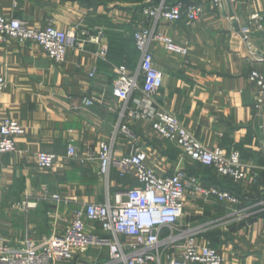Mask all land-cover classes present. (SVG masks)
I'll return each mask as SVG.
<instances>
[{"label":"crops","instance_id":"1","mask_svg":"<svg viewBox=\"0 0 264 264\" xmlns=\"http://www.w3.org/2000/svg\"><path fill=\"white\" fill-rule=\"evenodd\" d=\"M204 15L194 23H163L160 31L189 48L181 57L162 47L154 49L155 67L163 74L157 108L174 114L181 124L207 148L238 151L247 166V180L235 184L207 167L181 162L180 150L158 136L145 120L131 121V136L119 132L118 157L132 150L148 153L147 166L158 175H171L184 168L207 187L228 191L241 200L231 205L217 199L193 197L188 190L184 226L201 227L205 239L226 258V264H264V109H255L256 87L252 71L264 72V29L243 33L252 15L263 17L264 0L227 3L213 9L210 0H196ZM150 0H0V16L27 21L35 29L54 26L69 31L78 23L92 34L102 32L100 47L88 44L68 48L63 64H55L36 43L0 44V71L7 88L0 101V114L18 121L26 130L17 138L18 151L0 159V234L12 245L27 237L37 241L61 234L80 207L104 204L138 187L134 175L113 168L101 173L98 159L83 162L96 153L101 142L115 136L124 102L114 96L117 69L133 73L139 66L134 33L141 24L140 11ZM233 13L236 25L229 18ZM106 46V57L99 49ZM253 48L257 50L254 51ZM93 70L95 77L90 74ZM101 100L86 106L84 100ZM135 99L143 103L141 93ZM134 99V100H135ZM131 101L129 108H136ZM135 100V101H136ZM125 120V119H124ZM123 124H126L123 121ZM74 142L78 157H68ZM41 152L58 160L52 170L37 167ZM54 194L66 202L55 203ZM34 207L17 209L19 203ZM88 230L108 237L100 225L87 223ZM56 264H112L106 246H93L72 261Z\"/></svg>","mask_w":264,"mask_h":264},{"label":"built area","instance_id":"2","mask_svg":"<svg viewBox=\"0 0 264 264\" xmlns=\"http://www.w3.org/2000/svg\"><path fill=\"white\" fill-rule=\"evenodd\" d=\"M226 0H210L213 9L222 8ZM230 3H248L253 0H229ZM141 24L134 33V42L140 54L138 68L129 73L126 66L117 69L118 81L114 96L124 102L125 115L113 139L101 142L96 153L89 150L83 162L95 158L101 165V173L108 176L113 168L122 175L135 176L138 187L117 194L113 201L104 204H89L74 212L73 220L61 234L37 241L27 237L18 245H12L0 234V264H56L72 261L77 255L87 253L93 246H106L112 264H226V258L211 246L207 239L200 242L204 232L201 227L184 226L181 219L185 212L188 190L193 197L205 200L217 199L231 205H240L234 194L217 187H207L200 179L190 177L184 168L171 175H158L147 166L148 153L144 149L132 150L128 155L116 154V135L121 132L132 135L128 128L131 121L145 120L162 139L175 145L181 152V162L189 161L212 169L220 178L235 184L247 180V166L238 151L228 152L221 147H205L190 133L172 113L157 108L153 98L159 92L163 74L155 67L154 49L162 47L168 53L181 57L189 55V48L179 44L160 31L163 23H194L204 15V6L196 0H150L140 11ZM264 29L263 17L252 15L244 30V39L252 29ZM103 34H92L78 23L69 31L54 26L35 29L22 19L0 16V44L36 43L55 64H63L68 48L77 45L83 49L88 44L100 47ZM108 48L102 46L99 56L106 57ZM97 71L90 74L95 77ZM249 80L256 87L255 109H264V72L254 70ZM7 88V80L0 71V101ZM141 93L143 103L135 99ZM136 101H135V100ZM137 107L129 108L131 101ZM101 100L86 99V106ZM125 119V120H124ZM123 121L126 124H123ZM25 128L15 120L0 114V159L3 154L18 151L17 138L25 135ZM68 157H78V147L72 141L68 145ZM58 157L41 152L37 156V167L52 170ZM55 203L66 202L61 195L54 194ZM35 205L23 202L17 209H30ZM264 209V201L260 204ZM87 223L100 225L108 237H101L88 230Z\"/></svg>","mask_w":264,"mask_h":264},{"label":"water","instance_id":"3","mask_svg":"<svg viewBox=\"0 0 264 264\" xmlns=\"http://www.w3.org/2000/svg\"><path fill=\"white\" fill-rule=\"evenodd\" d=\"M226 2L227 3H230V1L229 0H226ZM229 18L232 20V22L236 25V20H235V16H234V14L233 13H231L230 15H229ZM252 49L254 50V51H256L257 52V50L255 49V48H253L252 47ZM258 53V55H260L261 57H263L264 58V54L263 53H260V52H257Z\"/></svg>","mask_w":264,"mask_h":264}]
</instances>
